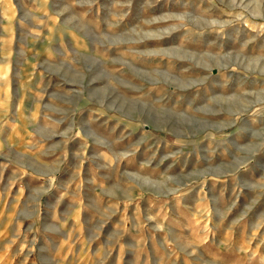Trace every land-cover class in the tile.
Segmentation results:
<instances>
[{
  "label": "rangeland",
  "instance_id": "rangeland-1",
  "mask_svg": "<svg viewBox=\"0 0 264 264\" xmlns=\"http://www.w3.org/2000/svg\"><path fill=\"white\" fill-rule=\"evenodd\" d=\"M0 264H264V0H0Z\"/></svg>",
  "mask_w": 264,
  "mask_h": 264
}]
</instances>
